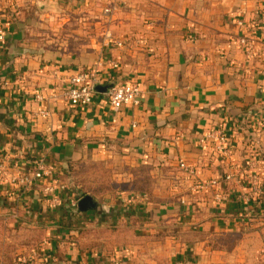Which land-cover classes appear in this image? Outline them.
<instances>
[{
	"label": "crops",
	"instance_id": "0c3cea01",
	"mask_svg": "<svg viewBox=\"0 0 264 264\" xmlns=\"http://www.w3.org/2000/svg\"><path fill=\"white\" fill-rule=\"evenodd\" d=\"M0 32V165L29 174L43 157L50 171L26 190L0 178L3 264L45 248L52 264H264V0H0ZM99 60L91 103L64 102L68 78ZM126 81L141 102L111 108L106 90ZM219 130L228 151L200 144ZM94 162L126 185L120 196L82 194L97 206L76 214L66 195L52 206L44 188ZM35 219L46 229L33 245Z\"/></svg>",
	"mask_w": 264,
	"mask_h": 264
},
{
	"label": "built area",
	"instance_id": "2783aa9c",
	"mask_svg": "<svg viewBox=\"0 0 264 264\" xmlns=\"http://www.w3.org/2000/svg\"><path fill=\"white\" fill-rule=\"evenodd\" d=\"M108 10V9H107ZM106 10V11H107ZM107 39L109 42L114 43L116 46H122L123 41L122 40H116L114 39L110 34H107ZM2 33L0 32V39H2ZM142 40L139 39V43H141ZM240 46L244 48V52L246 56H250L252 54V45L249 41H247L245 38H241L239 40ZM102 61H97L93 65L82 69L80 71H77L76 73L72 74L68 78V84L66 87H64L60 91V97L61 99L66 102L67 104L73 106V107H85L88 104L91 103L92 98L95 94L96 88L98 84L102 81ZM109 65L112 66V68H117V62L110 61ZM141 87L140 84L133 81H126L122 83H116L112 84L108 87L106 90V99L111 108H121L123 106H136L141 102ZM258 125H262V123H258ZM214 133L207 132L204 136L200 138V144H205L207 142V139L210 137H215L218 140L219 146L217 147L218 150L221 152L228 151L227 148V142L229 141V136H231L232 132H226L224 130H219L217 132V135L214 136ZM34 168L33 170L28 174H10L7 170V167L5 165H0V178L6 179L10 184L12 185H19L22 186L24 190L28 189L34 182L39 181L45 176H48L50 171L47 168V165L45 163V159L43 157H40L39 159H36L33 162ZM179 167L183 170L192 173V169L189 168L183 161L179 162ZM252 166L251 163L248 165V167ZM253 167L256 168L255 161H253ZM237 169H230L229 171L225 172L223 175V181L230 182L234 180L238 175ZM260 176L258 175V172L256 170L251 171L248 175V183L253 186L254 190L256 191V186L259 184L258 181L260 180ZM215 184L216 182L214 180L210 181L209 184ZM205 184V185H209ZM55 189L60 190L63 192L61 195H55L54 191ZM65 189L66 187L64 185H58L57 187L52 186H46L44 188L45 193L52 196V206H59L62 204L61 200L65 196ZM213 198L217 202H222L226 199V197L221 194L220 192H215L213 194ZM243 203L246 205L250 201V195L243 194L240 196ZM77 200L73 201L70 200L69 207L74 212H77V206L76 203ZM245 213L247 216H249L251 213H249L248 209L245 208ZM262 216H264V208H262L261 213ZM56 261L55 256L48 251L46 248L42 249V253H32L28 257L25 258H19L18 262L21 264H52ZM0 264H3L1 258H0ZM81 264H91L89 262H84ZM112 264H119L117 261H114Z\"/></svg>",
	"mask_w": 264,
	"mask_h": 264
},
{
	"label": "rangeland",
	"instance_id": "374dc122",
	"mask_svg": "<svg viewBox=\"0 0 264 264\" xmlns=\"http://www.w3.org/2000/svg\"><path fill=\"white\" fill-rule=\"evenodd\" d=\"M106 166L105 164L98 163V162L88 163V164L80 163L77 165L76 169H74V166H73L72 167L73 174H70L68 178V183L65 181L69 188V190L68 188L65 189V195L67 199L70 198L71 200L75 201L77 197L85 193H90V194H93V196H95L96 198L104 199L106 196L116 195L117 192H121V188L126 187V185L122 186V183L120 181L121 179L118 176L113 177L111 180L110 177L113 176V173H112L113 169H111L110 167H106ZM140 184H142V181ZM75 186H78L79 188L77 190H74ZM129 186L136 189V187L138 186V183L136 182H133L132 184L129 183ZM116 196H120V193H118V195ZM68 208H69V211L67 212L72 213V214L77 213L71 210L69 206ZM51 219L54 220L55 217L54 218L51 217ZM54 223L56 222L55 221L49 222L48 225H54L53 227L56 229L59 228ZM30 225L31 227L33 226L32 227L33 240H34L33 245H36V242L38 243V241L41 240L40 235L38 234L37 230L43 229V228L46 229V226H42V224L36 219L34 222H31ZM106 226H107V223H105V225L101 227L108 228ZM111 226L112 224L109 223L110 229H113ZM58 237L61 239L64 237L62 234V231L59 232ZM19 239L25 240V236H21ZM100 239H102V237Z\"/></svg>",
	"mask_w": 264,
	"mask_h": 264
},
{
	"label": "water",
	"instance_id": "95a60500",
	"mask_svg": "<svg viewBox=\"0 0 264 264\" xmlns=\"http://www.w3.org/2000/svg\"><path fill=\"white\" fill-rule=\"evenodd\" d=\"M79 211L95 209L97 204L89 195H85L77 203Z\"/></svg>",
	"mask_w": 264,
	"mask_h": 264
},
{
	"label": "trees",
	"instance_id": "16d2710c",
	"mask_svg": "<svg viewBox=\"0 0 264 264\" xmlns=\"http://www.w3.org/2000/svg\"><path fill=\"white\" fill-rule=\"evenodd\" d=\"M223 178V177H222ZM77 212H78V209H77Z\"/></svg>",
	"mask_w": 264,
	"mask_h": 264
}]
</instances>
